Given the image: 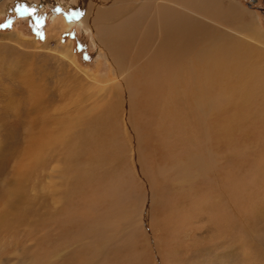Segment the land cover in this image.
<instances>
[{
	"label": "rangeland",
	"instance_id": "obj_1",
	"mask_svg": "<svg viewBox=\"0 0 264 264\" xmlns=\"http://www.w3.org/2000/svg\"><path fill=\"white\" fill-rule=\"evenodd\" d=\"M112 1L0 0V264H264V53L220 40L263 49L231 28L264 0H185L163 43L78 24Z\"/></svg>",
	"mask_w": 264,
	"mask_h": 264
},
{
	"label": "bare ground",
	"instance_id": "obj_2",
	"mask_svg": "<svg viewBox=\"0 0 264 264\" xmlns=\"http://www.w3.org/2000/svg\"><path fill=\"white\" fill-rule=\"evenodd\" d=\"M61 1V0H60ZM69 1V0H68ZM104 1V0H101V2ZM112 1V0H111ZM116 1V3H115ZM115 1H112L110 2L109 4H106V5H103V6H100L101 5V2L100 4H98V7H95V8H92V6H87V8L85 9H81V10H77V18H78V24L84 28V29H87V30H91V31H95L96 30V27H98V25H102V28L103 29H114L116 30L115 28H118L120 27V25H122L124 22L130 20L131 18L133 17H136V19H138L139 22H143V20H146L147 23H150L151 21H154V18L156 19V26L159 28V32L158 34L161 35V42L163 43V41L165 42L166 39V34H165V26L167 27L168 24H172L174 22V20L171 22L170 19V16L171 14L169 15V12L168 10H171L174 12V13H178L181 11H186L189 7H187L185 4H182L185 2V0H156L157 3L156 5L152 4V0H139V1H134L132 3L133 0H115ZM194 3H195V9L191 8L190 12H192V10H196L197 12L198 11H201L199 12L202 16L206 14V12H210L212 11V6H213V9L216 8V0H193ZM154 3V2H153ZM192 3V1H191ZM73 4V2H72ZM77 4V3H76ZM82 5V4H81ZM153 6L155 8H153ZM192 6V4L190 5ZM73 7V6H72ZM70 8V7H69ZM82 8V6H81ZM150 10V11H149ZM189 10V9H188ZM148 11L150 13H148ZM57 12V11H56ZM196 13V12H195ZM149 14H153V15H149ZM149 15V16H147ZM53 16V15H52ZM128 17V19H127ZM138 17V18H137ZM179 18V16H178ZM177 18V19H178ZM127 19V20H126ZM135 19V20H136ZM173 19V18H172ZM53 20L55 22L56 19H55V16L53 17ZM179 20V19H178ZM59 21V20H58ZM235 22V20H233ZM237 21V20H236ZM137 22V21H135ZM169 22V23H168ZM183 22V21H182ZM187 22V21H186ZM61 23L63 24L64 28H66V30H70L72 29L75 25V21L72 20V19H69V18H65V19H62ZM130 23V22H129ZM146 23V25H147ZM125 24H128V23H125ZM138 24V23H136ZM143 25V24H142ZM145 25V24H144ZM180 25V23H179ZM188 25V24H187ZM156 27V28H157ZM209 27V26H208ZM126 28V27H125ZM145 28H148L147 26H145ZM189 28V27H188ZM201 28V27H200ZM101 29V28H100ZM233 31H236L238 34H242V36H248L247 38L250 39V40H257L259 41L260 43L259 44H262L264 45V39L263 37L258 34V32L255 30V29H249L247 26L245 25H242V26H238V27H234V28H231ZM184 30V29H183ZM209 30V29H208ZM212 30V29H211ZM180 31V30H178ZM182 31V30H181ZM97 32V31H96ZM148 32V31H147ZM168 32V31H167ZM201 32V31H200ZM146 33V32H145ZM203 33V32H202ZM228 33V32H227ZM149 34V33H148ZM200 34V33H199ZM215 34V33H214ZM144 35V34H143ZM197 35V34H196ZM208 35H210L208 33ZM211 36V35H210ZM145 37V36H144ZM126 38V37H125ZM129 39V38H128ZM127 39V40H128ZM143 40V39H142ZM169 40V39H168ZM167 40V41H168ZM220 40L223 42H227L228 40L231 41V43L233 44L232 45V48L237 52L238 51V54H242V58H238V59H242L243 61V58H247V57H251L252 55H257L258 51H262L264 53V48L263 49H255L252 50L251 49V45H249L250 43L247 42L246 40L242 39V40H238L237 38L235 37H230V36H227L226 34L223 35ZM124 41V40H123ZM151 41V40H150ZM144 42V41H142ZM148 42V41H147ZM73 43V42H72ZM199 43V42H198ZM216 43V42H215ZM221 43V42H220ZM186 44V43H185ZM212 45V44H210ZM219 45V44H218ZM221 45V44H220ZM219 45V46H220ZM113 46V44H112ZM249 46V50H247V47ZM260 46V45H259ZM139 47V46H138ZM202 48V46H201ZM200 48V49H201ZM227 48V47H225ZM224 48V50H226ZM260 48V47H259ZM216 49V48H215ZM231 49V48H230ZM140 50V49H139ZM170 50V49H169ZM205 50V49H204ZM210 50V49H209ZM200 51V50H199ZM203 51V50H202ZM216 51V50H215ZM221 51V49H220ZM207 52H210V51H207ZM217 52V51H216ZM215 52V53H216ZM224 52V51H223ZM201 53V52H200ZM205 53V52H203ZM213 53V52H212ZM210 54V53H209ZM221 54V53H220ZM225 54V52H224ZM151 55V54H150ZM206 55V54H205ZM208 56V55H206ZM210 56V55H209ZM216 56V55H215ZM221 57V56H220ZM232 57V56H231ZM235 57V56H234ZM239 57V56H238ZM208 58V57H207ZM205 57V59H207ZM210 59V58H208ZM215 60V59H214ZM226 60V59H225ZM205 61V60H204ZM209 61H212V60H209ZM240 61V60H239ZM203 62V61H202ZM215 62V61H214ZM238 62V61H237ZM239 63V62H238ZM244 63H247V62H244ZM202 64V63H201ZM231 64L233 65V63L231 62ZM235 64V62H234ZM240 64V63H239ZM242 65V64H241ZM249 65V64H248ZM253 65H256V64H253ZM233 66H237V65H233ZM232 67V66H231ZM245 67V66H243ZM242 67V68H243ZM250 68V65L248 66ZM255 67V66H254ZM230 68V67H229ZM235 68V67H234ZM233 68V69H234ZM239 69V67H236V69ZM241 68V69H242ZM240 69V71H241ZM248 69V68H247ZM213 70V68H212ZM227 70V69H226ZM232 70V69H231ZM219 71V68H216L214 69V73L218 72ZM248 71V70H247ZM246 71V72H247ZM254 71V70H253ZM245 73V70L243 71ZM252 72V71H251ZM225 73V71H224ZM229 73V72H228ZM227 74V72H226ZM233 74V72H232ZM249 74V73H247ZM253 74V73H252ZM230 75V74H229ZM255 75V74H254ZM264 75V73H263ZM224 76V75H223ZM226 76V75H225ZM232 76V75H231ZM231 76H228V77H231ZM235 76V75H234ZM131 77V76H130ZM227 77V76H226ZM250 77V76H249ZM263 77V76H262ZM261 77V78H262ZM264 78V77H263ZM243 79V78H242ZM249 79V78H248ZM256 78H254L255 80ZM235 81V80H234ZM241 81V80H240ZM246 81V80H245ZM238 82V81H236ZM257 82V81H256ZM250 83V82H249ZM242 84V83H241ZM240 84V85H241ZM244 84V83H243ZM243 84L241 86H243ZM246 84V83H245ZM251 84V83H250ZM239 85V86H240ZM253 85V84H252ZM262 85V84H261ZM260 85V86H261ZM234 83H233V86L234 87ZM263 86V85H262ZM237 87V86H236ZM234 87V88H236ZM249 87V86H248ZM252 88H256V86H252ZM263 88V87H262ZM233 89V88H232ZM230 90V88H229ZM235 90V89H234ZM245 92V90H243ZM248 91V90H247ZM246 91V92H247ZM249 92V91H248ZM229 94V93H228ZM242 94V93H241ZM231 95V94H230ZM229 95V96H230ZM235 95V94H234ZM237 95V94H236ZM239 95V94H238ZM237 95V97H238ZM247 95H251L250 93H246V96L245 98H248ZM243 96V97H244ZM242 97V98H243ZM228 98V97H227ZM241 97H239L240 99ZM241 98V99H242ZM251 98V97H250ZM226 99V98H225ZM231 99V98H230ZM235 100V99H234ZM252 100V99H251ZM237 102V101H236ZM231 103V102H230ZM238 104H239V101H238ZM242 104V102H241ZM118 118V117H117ZM102 130V129H101ZM100 130V131H101ZM106 131V129H104ZM102 131V133H105V131ZM101 133V132H100ZM100 137V136H99ZM104 137V136H102Z\"/></svg>",
	"mask_w": 264,
	"mask_h": 264
},
{
	"label": "snow or ice",
	"instance_id": "obj_3",
	"mask_svg": "<svg viewBox=\"0 0 264 264\" xmlns=\"http://www.w3.org/2000/svg\"><path fill=\"white\" fill-rule=\"evenodd\" d=\"M18 11H20V12H21V14H23V12H28V11H29V9H27V8H24V9H20V10H18Z\"/></svg>",
	"mask_w": 264,
	"mask_h": 264
}]
</instances>
